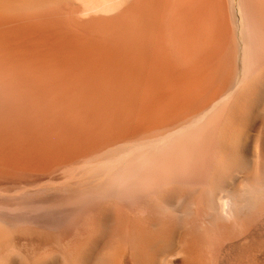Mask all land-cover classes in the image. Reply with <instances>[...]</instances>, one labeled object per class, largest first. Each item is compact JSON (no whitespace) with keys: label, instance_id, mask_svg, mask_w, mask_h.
I'll return each mask as SVG.
<instances>
[{"label":"bare ground","instance_id":"1","mask_svg":"<svg viewBox=\"0 0 264 264\" xmlns=\"http://www.w3.org/2000/svg\"><path fill=\"white\" fill-rule=\"evenodd\" d=\"M0 264H264V0H0Z\"/></svg>","mask_w":264,"mask_h":264}]
</instances>
